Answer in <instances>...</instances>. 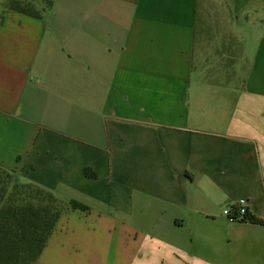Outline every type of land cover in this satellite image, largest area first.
Masks as SVG:
<instances>
[{"label": "crops", "instance_id": "0c3cea01", "mask_svg": "<svg viewBox=\"0 0 264 264\" xmlns=\"http://www.w3.org/2000/svg\"><path fill=\"white\" fill-rule=\"evenodd\" d=\"M204 23L198 0L0 13V166L89 208L37 264H264V225L224 213L264 221V30L247 57Z\"/></svg>", "mask_w": 264, "mask_h": 264}, {"label": "trees", "instance_id": "16d2710c", "mask_svg": "<svg viewBox=\"0 0 264 264\" xmlns=\"http://www.w3.org/2000/svg\"><path fill=\"white\" fill-rule=\"evenodd\" d=\"M12 0L6 8L41 18L51 10L55 0ZM85 175L95 174L85 169ZM71 206L73 210L89 208L75 200L64 204L50 191L32 183H17L13 172L0 166V264H37L57 222ZM241 222L264 225V221L249 210Z\"/></svg>", "mask_w": 264, "mask_h": 264}, {"label": "rangeland", "instance_id": "374dc122", "mask_svg": "<svg viewBox=\"0 0 264 264\" xmlns=\"http://www.w3.org/2000/svg\"><path fill=\"white\" fill-rule=\"evenodd\" d=\"M12 0H0V13ZM42 8L40 0H34ZM205 20V28L239 35L245 40L246 55L252 56L257 38L264 30V0H198V28Z\"/></svg>", "mask_w": 264, "mask_h": 264}, {"label": "built area", "instance_id": "2783aa9c", "mask_svg": "<svg viewBox=\"0 0 264 264\" xmlns=\"http://www.w3.org/2000/svg\"><path fill=\"white\" fill-rule=\"evenodd\" d=\"M225 215L229 216L230 220H241L247 213V207L245 205H239L234 207H228L224 210Z\"/></svg>", "mask_w": 264, "mask_h": 264}]
</instances>
